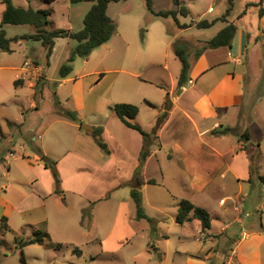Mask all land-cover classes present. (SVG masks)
I'll use <instances>...</instances> for the list:
<instances>
[{"label": "rangeland", "instance_id": "obj_1", "mask_svg": "<svg viewBox=\"0 0 264 264\" xmlns=\"http://www.w3.org/2000/svg\"><path fill=\"white\" fill-rule=\"evenodd\" d=\"M151 1L154 10L173 7L172 0ZM182 1L190 11L186 18L188 22L201 18H219L228 5V0ZM249 1L254 2L251 3L252 6L248 5ZM259 1L233 0V8L229 14L231 19L238 21L241 25H244L245 21L252 23L254 21L253 14L259 8L253 4ZM12 2L16 6L49 9V29L77 31L82 28L83 18L93 0H52L50 2L48 0H12ZM209 6H211L210 11L212 12L204 13ZM3 9L4 5L0 0V21ZM243 11L247 12V17L241 23L236 16ZM108 14L114 20H117L121 15H136L140 17L141 28L148 26L145 23V19L149 15L146 0H112L108 5ZM155 23L164 27L166 24L160 18ZM3 27L8 37L33 31L29 24H5ZM141 28L135 29L137 38L144 32ZM211 31L200 30L204 36L211 35ZM191 32H195V29ZM118 36L120 33L111 39L117 40L115 46L117 51L124 45ZM185 42L190 47L192 56L203 45L187 40ZM75 44L74 39L61 37L57 41L55 54L49 58V62L46 60V49L40 41H12L10 51L0 50V218L5 214L9 226L8 229H5L0 221V264H128L129 257L137 252L143 243L141 241L138 243L137 241L140 239H135L130 245L116 250L101 249L99 240H91L92 234L88 232V225L81 221L82 208L88 206L92 200L96 202L92 208L93 229L91 230L92 233H97V236L102 234L104 220L117 215L120 219H125V222L135 229L142 225H152L146 218L136 217V205L131 196V185L135 179L145 181L141 170L142 164L137 159L142 135L139 131L128 129L109 103L111 101L127 102L138 106L139 112L134 122L138 123L144 131L150 133V149H153L152 147L157 142L151 128L157 120L158 108H163L165 105L164 92L167 87L160 88L143 82L141 78H145L144 75L138 79L132 77L127 71L140 72L141 75L143 66L140 60L132 61L133 64L124 59H121L124 62H114L111 54L102 44L93 49L94 51L92 50L93 53H90L91 56L88 59V56H76L72 62L73 69L69 76L74 78L80 76L77 86L73 85V80H66L59 84L62 80L58 72L59 67L66 61ZM106 44L109 45V43ZM85 58L88 62L84 60ZM35 60L36 62H34ZM24 61L37 64L39 72L30 71V74H26L29 70H23ZM176 62L180 63L178 59ZM261 62H264V57H259L257 60L258 67ZM258 67L255 70L254 89L250 91V97L246 98L243 124H238L234 131L238 137L245 131L250 134L249 139L241 137V142L246 144L251 181L261 187L259 176H264V69L258 72ZM261 67L264 68V65ZM22 73L28 77L23 78ZM100 73L102 75L98 79ZM20 78L24 79L23 83L15 86L14 80ZM38 80L40 81L38 82ZM73 95H75V99H73ZM60 109L75 111L77 120L71 121L62 117L58 113ZM74 123L101 125L104 128L103 138L108 147L116 154L117 161L111 170L98 173L95 176L96 182H91L81 194L77 193L78 184H84L89 177H93L92 172L80 171L75 175L68 174L71 167H66L67 161L61 162V172L64 175L61 187L64 197L53 192L52 183L51 194L39 199L30 185L35 171L27 167L23 160L29 158L28 156L34 153L35 147L39 146L43 151L42 158L46 157L57 161L73 145ZM228 123H232V119H229ZM225 125H227L226 122ZM242 126L245 128L243 129ZM180 131L182 135L190 139L197 138L194 129L189 125ZM174 132L175 130L170 125L162 131L160 139L167 145L164 151L168 149ZM82 134L92 136L85 131H82ZM31 135H35L37 138L31 140ZM214 143L220 149L228 152L237 145V137L230 133L221 139H214ZM20 144L24 145V150H20ZM11 150L14 151V155H10ZM156 152L157 155H152L148 161L146 173L157 182L141 184L138 186V190L141 194L145 215L149 218H165L170 216V212L173 211L169 204L172 194L187 197L190 195L187 189L190 182L199 184L210 176L202 173L203 171L199 167H194L192 164H189L190 168H185L184 173L179 172V167L174 160L167 159L163 155V151L156 150ZM22 154L25 155L24 159ZM27 154L29 155L27 156ZM71 158L79 160L74 155H71ZM198 161L201 162V159L194 161L195 165L198 164ZM57 169L59 170L58 167ZM38 177L44 186L50 185L44 176L38 174ZM131 178H133L132 181ZM211 178L215 182H219L218 176ZM105 196H108V199L102 198ZM45 213H47L54 230V234L51 236L52 241L61 242L63 247L56 250L45 244L33 243L20 248L16 242L17 239H27L33 236V228L27 222L37 220ZM57 219L73 224L74 229H71L67 234L60 233L57 231L59 227ZM35 227L41 230L47 229L43 222L36 224ZM121 232L124 233V228L118 226L114 236ZM113 243L109 239L107 245L112 247ZM73 246H78L81 254L74 252Z\"/></svg>", "mask_w": 264, "mask_h": 264}, {"label": "crops", "instance_id": "obj_2", "mask_svg": "<svg viewBox=\"0 0 264 264\" xmlns=\"http://www.w3.org/2000/svg\"><path fill=\"white\" fill-rule=\"evenodd\" d=\"M248 3L254 2L249 1ZM263 4L264 0H262ZM210 10L211 6L204 13L212 12ZM246 13L243 11L236 16L237 20L244 22L247 17ZM253 17L252 23L245 21L244 25H241L238 21L231 19L229 15L227 20L236 25L230 46L205 48L197 57L191 55L188 80L191 79L192 83L189 84L187 80L179 89L177 80L181 64L176 62L173 42L175 40H187L194 44L202 43L204 45L227 22L217 20L211 27L204 28L205 30H212L211 35L204 36L200 32L202 28L195 27V22L199 19L188 22L187 17L179 16V24L189 25L193 22L192 25L179 27L171 17L155 16L149 12L145 19L148 26L141 28L140 17L136 15H121L117 20L112 18L116 24V30L106 42L109 45L104 43L102 46L106 47L114 62H124L121 60L124 59L133 64L132 61L140 60L143 66L141 75L140 72L127 71V73L137 79L144 75L145 78H141L143 82L160 88L167 87L164 92V99L168 96V104L167 106L164 105L163 108H158L157 118L161 115L163 117L153 134L157 143L154 144L153 149H150L149 146V154L142 163L139 162V155L143 145V136L139 142L137 159L142 164L141 170L145 180L142 184L148 183L149 179L155 180L148 176L146 170L152 155H157L156 150L163 151V155L167 159L174 160L179 167V172L184 173L185 168H190L189 164H192L194 167H199L203 171L202 173L210 176V178H205L199 184L190 182L187 187L190 195L187 197L172 194V200L169 204H171L173 211L170 212V216L152 218L151 226L145 224L146 226L142 225L138 229L132 228L129 223L125 222V219H120L117 215L104 220L102 234L97 236V233H92L91 230L93 229V209L90 218L82 217L83 209L87 207L84 206L81 210V221L88 225V232L92 234L91 240H99L101 249L105 251H108V248L116 250L130 245L135 239H140L137 242L140 243L141 241L143 244L137 252L129 257L128 264H264V185L262 184L260 187L251 181L246 144L239 140L234 131L238 124H243L246 98L254 89L255 70L258 67L256 63L259 57H264V14L259 16L258 8ZM158 18L165 21V27L155 23ZM216 18L218 17L208 20ZM136 28H141L144 31L139 38L135 36ZM194 29L195 32H191ZM119 33L118 38L124 42V45L117 51L115 47L117 40L111 39ZM59 39L61 37L54 39V46L49 58L54 56ZM90 56L91 54L88 55L87 59ZM49 58L46 59L47 62H49ZM87 59L84 60L88 62ZM263 65L264 62H261L258 72L264 69L261 67ZM26 74H30V71ZM69 74L62 78L59 84L66 80H73V85L77 86L80 82V76L74 78ZM22 76L24 78L25 74L22 73ZM21 80L18 85L23 83L24 79ZM73 99H75V95H73ZM130 102L136 103L135 101ZM114 103L117 102L111 101L109 103L111 108ZM82 106L84 105L82 104ZM229 119H232V123H228ZM131 121L136 123L134 122L135 118ZM73 125L75 127L73 145L57 160V167L60 170L59 174L61 173V183L64 182V175L60 167L61 162L67 161L66 167H71L68 174L75 175L80 171L92 172L93 177L88 176L89 179L84 184H78L77 193L81 194L91 182H96L95 176L98 173L111 170L114 167L117 157L105 142L103 138L104 128L101 125L93 124L92 127L93 130L95 127H102L101 138L106 143L108 152L102 150L92 136L82 134V131L89 134L93 131L89 132L82 129L81 124L74 123ZM169 125L175 132L171 136L168 149L164 151L167 145L161 141L160 135L164 128ZM188 125L194 129L197 135L196 139L182 135L180 130L187 128ZM47 127L45 128L47 129ZM226 127L231 128V130L222 132ZM127 128L137 131L130 127ZM230 133L236 135L237 145L226 152L214 143V139H221ZM36 138L35 135L30 137L31 140ZM19 148L20 150L25 149L23 144H20ZM42 153V149L36 146L32 155L28 156L29 154H27L29 158L24 159L25 155L22 154L25 165L35 171L30 185L39 199L51 194L53 183L50 170L45 168L42 163ZM10 155H14V151L11 150ZM71 155L79 160H73ZM199 158L201 162L198 161V164L195 165L194 161ZM38 174L48 179L50 182L48 187L43 185ZM212 176H218L219 182H215L211 178ZM132 179L130 180L132 181ZM102 198L106 200L108 196ZM181 198L191 201L209 213L211 220L208 228L203 229L200 219L194 217L192 212L182 223L176 221L178 201ZM91 202L95 203L96 201L92 200ZM29 221L31 222H27V224L33 230L39 229L35 225L43 222L47 226L48 230H46L50 236L54 234L47 213L37 220ZM56 222L59 225L57 231L60 233L67 234L70 233L71 229H74V225L65 220L57 219ZM118 226L124 228V233L121 232L114 236ZM124 237L125 240H123ZM109 239L114 242L112 247L107 245Z\"/></svg>", "mask_w": 264, "mask_h": 264}, {"label": "trees", "instance_id": "obj_3", "mask_svg": "<svg viewBox=\"0 0 264 264\" xmlns=\"http://www.w3.org/2000/svg\"><path fill=\"white\" fill-rule=\"evenodd\" d=\"M49 2L52 0H48ZM79 1V0H73ZM112 0H93L91 6L85 13L83 18V26L81 29L77 31H70L65 29H49L48 25L50 10L49 9H34L31 6L23 7L16 6L13 4L12 0H1V3L4 5V9L1 14L0 21V50L2 51H10V44L12 41L18 40H35L40 41L41 44L46 49V58L48 59L52 53V49L54 46V39L57 37H69L76 41L74 48L72 49L70 55L66 59V61L60 65L59 67V76L61 78L66 77L72 71V62L74 61L76 56L86 57L88 56L93 49L98 47L99 45L107 42L111 36L114 34L116 30V24L114 20L108 15L107 8L109 2ZM173 7L170 9L157 10L155 11L152 8V1L146 0V6L151 15L160 16V17H171L174 22L179 27H186L192 25L191 22L189 25L187 24H179L178 17H187L189 15V9L184 4L182 0H172ZM251 5V4H248ZM259 6V16L264 14V6L262 5V0L253 4ZM233 8V0H228V5L223 13V15L216 19H204L201 18L195 22L196 28H208L211 27L217 20L226 21V25L223 26L215 35H213L210 39H208L204 45L195 53V57H197L200 52L205 48H216L220 46H230L231 40L236 31V25L227 20V17L231 13ZM5 24H13V25H21V24H29L33 26V31L30 33H23L19 35H14L12 37H8L6 35V30L4 29ZM173 50L176 58L180 61L181 67L177 80L178 89L181 88L185 82L188 80L190 68H191V50L188 46L187 42L181 40H175L173 42ZM102 73L98 79H100ZM22 80L16 79L14 80V85L17 86ZM40 80H38L39 82ZM165 106L168 104V96L165 99ZM113 111L116 113L121 122L130 128H133L143 136V145L139 155V162H143L149 154V146H150V133L144 131L139 125L133 123L131 120L136 117L139 112V108L137 105L127 102H117L112 105ZM58 113L71 121L77 120V114L73 110L69 109H60ZM163 115L157 118V121L152 130V134H154L157 128L160 125ZM231 128L226 127L222 132L230 131ZM102 127H95L93 132L91 133L94 141L97 145L108 152V148L106 143L101 138ZM249 132L245 131L241 136H239V140L241 137L249 139ZM45 168L50 170V173L53 178L54 184V193H57L64 197V192L61 187V177L59 171L57 169V161L46 159L42 162ZM260 181L264 184V176H259ZM148 183H155V180L149 179ZM143 182L136 178L135 182L131 185V196L136 205V217L137 218H146L148 221H152V218H149L145 215L142 208V198L141 194L138 190V186ZM94 202H91L89 206L83 209L82 217L90 218L91 210ZM201 221L202 228H208L210 226V215L209 213L202 207L196 206L191 201L181 198L178 201V209L176 213V221L182 223L185 219L190 216V213ZM0 221L5 229H8L7 225V217L2 216ZM20 248L27 244L39 243L45 244L47 247L60 250L63 247L61 242H54L51 239V236L47 230L35 229L33 230V236L27 239H17L16 241ZM73 251L77 254H81L80 248L78 246H73Z\"/></svg>", "mask_w": 264, "mask_h": 264}, {"label": "built area", "instance_id": "obj_4", "mask_svg": "<svg viewBox=\"0 0 264 264\" xmlns=\"http://www.w3.org/2000/svg\"><path fill=\"white\" fill-rule=\"evenodd\" d=\"M23 70L24 71H31L33 73H36V72H39V68H38V65L37 64H31L30 62L28 61H24L23 62V66H22ZM188 83L191 84L192 83V80L189 79L188 80ZM264 185V184H263Z\"/></svg>", "mask_w": 264, "mask_h": 264}, {"label": "water", "instance_id": "obj_5", "mask_svg": "<svg viewBox=\"0 0 264 264\" xmlns=\"http://www.w3.org/2000/svg\"><path fill=\"white\" fill-rule=\"evenodd\" d=\"M81 127H82V129L87 130L89 132H92L93 131V127L91 125L82 124ZM46 159H47L46 157H43L42 158L43 161H45Z\"/></svg>", "mask_w": 264, "mask_h": 264}]
</instances>
